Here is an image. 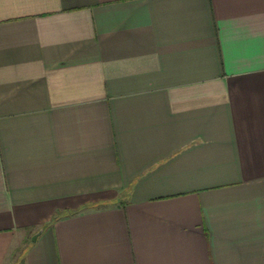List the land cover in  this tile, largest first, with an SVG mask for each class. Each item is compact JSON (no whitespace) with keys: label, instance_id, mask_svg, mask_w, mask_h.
I'll return each instance as SVG.
<instances>
[{"label":"crops","instance_id":"1","mask_svg":"<svg viewBox=\"0 0 264 264\" xmlns=\"http://www.w3.org/2000/svg\"><path fill=\"white\" fill-rule=\"evenodd\" d=\"M0 264H264V0H0Z\"/></svg>","mask_w":264,"mask_h":264},{"label":"water","instance_id":"2","mask_svg":"<svg viewBox=\"0 0 264 264\" xmlns=\"http://www.w3.org/2000/svg\"><path fill=\"white\" fill-rule=\"evenodd\" d=\"M36 238V234L33 236V239Z\"/></svg>","mask_w":264,"mask_h":264}]
</instances>
